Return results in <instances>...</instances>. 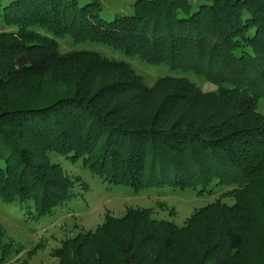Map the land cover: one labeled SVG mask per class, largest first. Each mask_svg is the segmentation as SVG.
Returning <instances> with one entry per match:
<instances>
[{"label": "trees", "instance_id": "trees-1", "mask_svg": "<svg viewBox=\"0 0 264 264\" xmlns=\"http://www.w3.org/2000/svg\"><path fill=\"white\" fill-rule=\"evenodd\" d=\"M131 8L109 18L102 0H0V204L37 224L69 208L89 185L58 157L135 193L223 190L233 204L198 208L182 226L128 208L51 255L57 264H264V0ZM67 38L179 74L149 87L129 61L63 53ZM20 251L0 228V264Z\"/></svg>", "mask_w": 264, "mask_h": 264}, {"label": "rangeland", "instance_id": "rangeland-1", "mask_svg": "<svg viewBox=\"0 0 264 264\" xmlns=\"http://www.w3.org/2000/svg\"><path fill=\"white\" fill-rule=\"evenodd\" d=\"M135 0H102L104 15L113 17L116 13H131V4ZM62 52L73 50H90L117 59L129 61L134 70L142 75L146 84L152 87L160 77L177 75L168 67L152 66L139 59H131L118 51L106 46L84 43L74 44L69 38L61 41ZM203 90H215L216 88L203 79L188 75ZM259 111L264 114V102L261 103ZM63 164L67 170L75 175H80L88 183L89 190L84 192L76 202L69 208L64 207L53 219H48L40 224L27 222L18 218V213L6 212L0 204V228L6 231L7 236L15 241L17 248L21 249L15 253L7 264H57L52 257L54 249L59 248L61 242L76 235L81 230H92L102 224L108 214L114 217H121L128 208H150L156 219H166L175 222L179 226L192 213L201 207L222 199L223 190L213 194L198 196L193 190H172V189H146L135 193L130 188L117 185H108L93 175L88 170L80 167H70L63 157L55 160ZM222 202L233 204L234 200L222 199ZM37 248V249H36ZM36 253L29 258L32 250Z\"/></svg>", "mask_w": 264, "mask_h": 264}]
</instances>
